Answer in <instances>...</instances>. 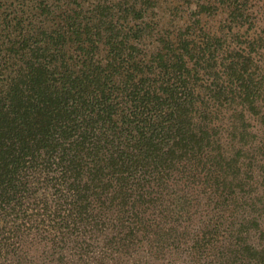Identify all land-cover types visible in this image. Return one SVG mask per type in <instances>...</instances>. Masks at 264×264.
I'll return each mask as SVG.
<instances>
[{
	"label": "trees",
	"instance_id": "obj_1",
	"mask_svg": "<svg viewBox=\"0 0 264 264\" xmlns=\"http://www.w3.org/2000/svg\"><path fill=\"white\" fill-rule=\"evenodd\" d=\"M74 252L264 264V0H0V264Z\"/></svg>",
	"mask_w": 264,
	"mask_h": 264
},
{
	"label": "rangeland",
	"instance_id": "obj_2",
	"mask_svg": "<svg viewBox=\"0 0 264 264\" xmlns=\"http://www.w3.org/2000/svg\"><path fill=\"white\" fill-rule=\"evenodd\" d=\"M50 1H53V0H50ZM166 10H167V3H162L159 9H157V12H158L157 18L164 17L165 12H167ZM168 19H169V12L167 13L165 17V23L167 26L169 24ZM147 43L151 44V41H147ZM108 254L110 253H106L104 255H107V256L102 257L101 252L100 253L96 252L95 254L89 252L86 255L81 254V256H85V257H81L79 254L74 252V257L76 258V260H78L77 258L81 257L79 259L78 264H86V263L87 264H150L149 262H151L152 264H173L172 262L167 263V256L163 258V255L161 256V258H159L155 256H150L148 253H144L136 257L135 258L136 260H131L128 262L119 260L118 262L117 257L114 258L115 257L114 254H111V255H108Z\"/></svg>",
	"mask_w": 264,
	"mask_h": 264
}]
</instances>
